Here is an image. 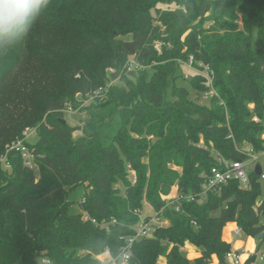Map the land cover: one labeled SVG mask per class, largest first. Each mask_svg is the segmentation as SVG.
Wrapping results in <instances>:
<instances>
[{
	"label": "trees",
	"instance_id": "trees-1",
	"mask_svg": "<svg viewBox=\"0 0 264 264\" xmlns=\"http://www.w3.org/2000/svg\"><path fill=\"white\" fill-rule=\"evenodd\" d=\"M161 35L165 55L155 48ZM191 57L214 71L208 103L200 101L211 89L201 73L187 77L197 98L174 83ZM132 58L152 68L128 70ZM99 88L75 136L64 106L77 108V94ZM255 116L264 119V0H49L0 55V264H99L95 255L118 254L135 233L146 203L168 225L137 240L129 264L223 263L228 223L251 237L264 232L261 176L252 170L247 188L231 180L202 201L181 200L179 210L163 196L175 186L202 192L218 156L247 158L237 147L263 150ZM29 127L38 138L24 144L39 177L6 148ZM80 186L75 213L68 195ZM187 243L201 249L194 260L182 253Z\"/></svg>",
	"mask_w": 264,
	"mask_h": 264
},
{
	"label": "built area",
	"instance_id": "built-area-1",
	"mask_svg": "<svg viewBox=\"0 0 264 264\" xmlns=\"http://www.w3.org/2000/svg\"><path fill=\"white\" fill-rule=\"evenodd\" d=\"M189 64L191 66L194 65L193 57L190 58ZM196 66V65H195ZM127 67L129 70H134L138 68H142L141 63L136 59L132 58L128 61ZM198 68H200V72L203 76L208 79V84L211 86V89L206 91L203 94V98L209 99L211 96L217 94L216 90L213 87L214 81V71L211 69L209 65H205L203 63H198ZM254 107L253 104L250 105ZM65 112H73L74 108L71 105H68ZM254 121L260 122L264 119H261L258 116H255ZM30 128H27L24 132L25 136L28 138L30 136ZM10 149H15L21 152L22 157L25 160V165L31 168H34L32 162L34 161L32 153L29 151V148L26 144H24V140L14 141L12 144L8 146ZM237 150L247 156L246 159H233L226 160L220 156L217 157L218 164L211 169L210 173H204L203 176L205 178V183L203 185V191L198 194H176L173 196H163V198L167 201V205H175L176 209L179 210L180 207L178 202L181 200L187 201H202L206 196L208 190L215 189L222 184H225L231 180H237L241 183V186L247 188L249 186L250 178L249 173L256 169L258 163L255 164L259 159L264 158V149L261 151H255V149L250 144H244L242 147H237ZM254 163L251 169H248V166ZM261 178L264 179V170L261 174ZM89 216L84 213V220H89ZM164 221L166 219L156 215L150 219H146L142 217L140 222L134 226L135 233L131 236L126 237L125 244L122 246L118 254H113L112 251L107 248L100 254L95 255V258L98 260L99 264H129L131 257L133 256V245L134 243L143 238H149L154 235L155 228L157 226L164 225ZM93 222H96L93 220ZM237 235H241L240 229L235 230L234 232ZM255 255V259L249 262V259ZM263 260V256H258L257 254H248L244 250L239 249H231L226 255V261L228 264H259V261ZM249 262V263H248ZM42 264H51L50 260L47 258L42 259Z\"/></svg>",
	"mask_w": 264,
	"mask_h": 264
},
{
	"label": "rangeland",
	"instance_id": "rangeland-1",
	"mask_svg": "<svg viewBox=\"0 0 264 264\" xmlns=\"http://www.w3.org/2000/svg\"><path fill=\"white\" fill-rule=\"evenodd\" d=\"M166 7H167V5H165V4L160 5V8L165 9ZM243 22H244L243 18L240 15L238 20H237V23L239 24L240 27H242ZM209 24H210L209 21L205 22L204 28L206 29L209 26ZM128 37H130V36L128 35L127 38ZM165 38L166 37H164V35L163 36L161 35L160 39L155 41V48L157 49V52L159 55H165L164 52H162V46L165 43L163 40H161V39H165ZM181 41L184 42V36L181 37ZM166 46L169 47V46H171V44L167 43ZM171 48H173V45L171 46ZM188 63L189 62H184V63L179 64V67L176 71L174 83L177 85L186 86L190 90V97L191 98H197L198 94L193 91V89L191 87V83L188 81L187 77L193 76L196 74H200L199 73L200 68H198L195 65L191 66ZM142 68L150 69V68H152V64H149L147 66L145 65V67L143 66ZM19 80H20L19 86L21 87V86H23L22 76L20 77ZM116 81H117V79L112 80V81H110L109 84H114ZM103 90H104L103 88H99V89L91 91L90 93H88L85 96H82V94H77V100H78V102H77L78 107L77 108H74V103L68 104V105L73 106L74 111L73 112H66L65 116H66V120L68 121V123L71 126L76 128L75 133H74L75 136H80L81 131H79V128L84 124V119H85L86 114H87L86 113L87 111L82 110V108L85 106H89L92 103H95L98 96L103 94ZM200 101L208 103L209 99H205V98L201 97ZM66 106H64V107L66 108ZM30 130H31L30 136H28V138H27L24 134V137L20 140H24V141L26 140L28 142L35 143L37 141V138H38V136L36 135V132H35V128H31ZM262 137L264 138V132H263ZM15 141H17V140H15ZM13 142H14V140L9 142L6 145L7 152L9 151L8 145L12 144ZM3 156H5V154ZM256 163L261 164V166L263 167V170H264V158L259 159L257 162H255V164ZM255 164L251 163L248 166V169H251L253 167V165H255ZM32 165L36 171L37 177H39L38 166L36 165L35 162H32ZM260 182H261L262 195L264 197V179H261ZM119 186H121V185L119 184ZM84 192H85L84 186H80V187L74 189L68 195L69 200L73 202L72 210L75 213H81L82 212V209L80 206V200L83 199ZM141 215H142V217H145V218H146V216L147 217L148 216L155 217V212H154L153 208L148 203H146L144 206V210H143ZM152 217H149V219ZM166 225H168V219H166V221H164V226H166ZM237 229H239V228L234 223H228L227 226L224 228V236H226L228 239L231 240L232 246L237 247L235 249L244 250L248 254H257L258 256H263V260L259 261V264H264V240L262 242H258L257 238L248 236L246 233H244L241 230H240L241 235H237L234 233L235 230H237ZM181 249H182V253H184L185 256H187L190 260H194L195 257L197 256V254L199 253V251L197 252V250H199V249H197L196 246L189 244V243H187ZM159 260H160L159 262L165 261V259L163 257H161ZM224 260L225 261L223 263H221L220 260L216 256H214L212 258V261L209 262L208 264H228V262L226 261V258Z\"/></svg>",
	"mask_w": 264,
	"mask_h": 264
},
{
	"label": "clouds",
	"instance_id": "clouds-1",
	"mask_svg": "<svg viewBox=\"0 0 264 264\" xmlns=\"http://www.w3.org/2000/svg\"><path fill=\"white\" fill-rule=\"evenodd\" d=\"M49 0H0V55L31 30Z\"/></svg>",
	"mask_w": 264,
	"mask_h": 264
},
{
	"label": "crops",
	"instance_id": "crops-1",
	"mask_svg": "<svg viewBox=\"0 0 264 264\" xmlns=\"http://www.w3.org/2000/svg\"><path fill=\"white\" fill-rule=\"evenodd\" d=\"M263 168V167H262ZM176 194H178V188H177V186H175V187H173V189H172V192L169 194V196H173V195H176ZM154 210V209H153ZM154 212H155V216L156 215H159L160 217H162V218H164L165 219V217L163 216V214H162V211L159 213V214H157V212L154 210ZM147 217V216H146ZM148 217H152V216H148ZM232 223V222H231ZM236 226H237V224L236 223H234ZM227 226V225H226ZM225 226V227H226ZM238 227V226H237ZM223 239L224 240H226L227 242H229V243H231V240L230 239H228L226 236H224V230H223ZM231 245H232V243H231ZM232 248L233 249H235V248H237V247H234V246H232ZM197 249H199V248H197ZM200 250L201 249H199V250H197V252L199 251V253L197 254V256L196 257H198L199 255H200ZM195 257V258H196ZM214 257V256H213ZM165 262V261H164ZM164 262H162L161 261V263H164Z\"/></svg>",
	"mask_w": 264,
	"mask_h": 264
},
{
	"label": "water",
	"instance_id": "water-1",
	"mask_svg": "<svg viewBox=\"0 0 264 264\" xmlns=\"http://www.w3.org/2000/svg\"><path fill=\"white\" fill-rule=\"evenodd\" d=\"M64 122L66 123L67 121L64 120ZM255 172L257 175L261 176V174L263 172V168H262L261 164H258L256 166ZM263 237H264V232L259 235V237L257 238V241L259 242L261 239H263Z\"/></svg>",
	"mask_w": 264,
	"mask_h": 264
}]
</instances>
